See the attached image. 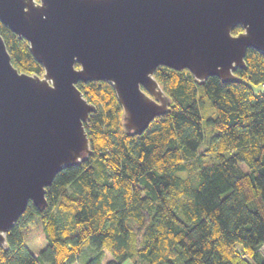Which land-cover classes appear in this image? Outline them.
Listing matches in <instances>:
<instances>
[{"label": "trees", "instance_id": "trees-1", "mask_svg": "<svg viewBox=\"0 0 264 264\" xmlns=\"http://www.w3.org/2000/svg\"><path fill=\"white\" fill-rule=\"evenodd\" d=\"M0 34L14 67L43 73L27 40L1 22ZM244 59L234 83L158 66L170 111L139 135L108 82H79L97 109L93 153L56 174L45 210L29 201L0 264H73L86 245L97 252L84 264H264V54Z\"/></svg>", "mask_w": 264, "mask_h": 264}, {"label": "water", "instance_id": "water-1", "mask_svg": "<svg viewBox=\"0 0 264 264\" xmlns=\"http://www.w3.org/2000/svg\"><path fill=\"white\" fill-rule=\"evenodd\" d=\"M0 22L44 68L38 75L14 67L0 34L4 249L29 201L45 210L56 174L93 153L84 125L97 109L79 82H108L122 129L139 135L170 111L158 66L187 70L199 84L212 76L234 83L248 49L264 54V0H0Z\"/></svg>", "mask_w": 264, "mask_h": 264}, {"label": "rangeland", "instance_id": "rangeland-1", "mask_svg": "<svg viewBox=\"0 0 264 264\" xmlns=\"http://www.w3.org/2000/svg\"><path fill=\"white\" fill-rule=\"evenodd\" d=\"M205 104H206V107H207V115L210 113L211 115V112H213V107H212V104L209 102V100H205ZM211 110V111H210ZM205 116H206V113L204 112ZM209 116V115H208ZM208 128L207 126H205V139H204V143L202 144V147H204V145L207 143V140L209 138L208 136ZM82 251H81V254L79 255V260L76 261L75 263L73 264H84L86 261H88L93 255L96 254L97 250L96 248H94V246H89V245H86L84 246L83 248H81ZM263 253H264V247L263 249L261 250ZM112 260L111 258V255L109 253L106 254L105 256V261H104V264H106L108 261ZM131 264V263H129Z\"/></svg>", "mask_w": 264, "mask_h": 264}]
</instances>
